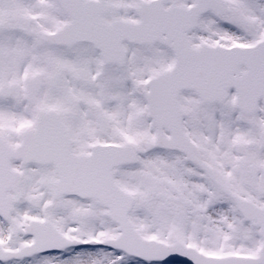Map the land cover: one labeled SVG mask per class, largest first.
<instances>
[{
  "label": "snow or ice",
  "instance_id": "snow-or-ice-1",
  "mask_svg": "<svg viewBox=\"0 0 264 264\" xmlns=\"http://www.w3.org/2000/svg\"><path fill=\"white\" fill-rule=\"evenodd\" d=\"M0 264H264V0H0Z\"/></svg>",
  "mask_w": 264,
  "mask_h": 264
}]
</instances>
